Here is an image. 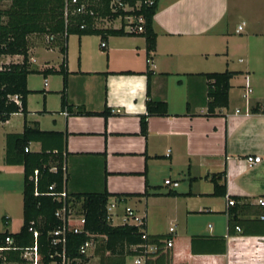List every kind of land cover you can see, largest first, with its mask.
Here are the masks:
<instances>
[{
  "label": "crops",
  "instance_id": "1",
  "mask_svg": "<svg viewBox=\"0 0 264 264\" xmlns=\"http://www.w3.org/2000/svg\"><path fill=\"white\" fill-rule=\"evenodd\" d=\"M156 6L149 54L139 34L67 38L64 107L63 76L41 73L58 70L61 53L44 41L35 57L30 42L29 63L38 73L27 77L26 115L0 122L2 222L8 230L7 203L19 192L22 206L23 188V167L4 162L5 137L22 133L27 122L62 134L49 149L61 151L67 195L106 191L108 204L124 196L109 223L123 219L128 207L144 220L147 239L164 238L160 247L125 246L118 257L103 252L104 237H91L86 254L71 264H264V207L257 204L264 199V113L250 112L264 108V0H156ZM118 21L95 27L117 30ZM22 60L0 56V66ZM223 72L235 73L227 106L209 114L205 74ZM148 103L165 104L166 113L148 115ZM28 149L37 153L41 144ZM250 156L261 162L249 166ZM222 172L224 195H215L211 176ZM167 179L178 186H165ZM230 219L237 223L232 234Z\"/></svg>",
  "mask_w": 264,
  "mask_h": 264
},
{
  "label": "trees",
  "instance_id": "2",
  "mask_svg": "<svg viewBox=\"0 0 264 264\" xmlns=\"http://www.w3.org/2000/svg\"><path fill=\"white\" fill-rule=\"evenodd\" d=\"M70 0H0V56H22L19 64L10 63L0 66V122H5L11 115L22 113L26 115L27 96L31 93L27 89V77L38 71L31 69L28 57L31 36L44 37L47 49L57 47L62 55V61L58 70H44L43 75L58 73L63 76V89L61 92V106L67 104L65 90L67 79L66 68V43L70 35H142L145 38L147 53L155 49L156 35L152 30L153 16L157 10L156 0H119L128 5L132 10L113 13L110 10L111 2L115 0H77L78 4L85 5V11L81 14L75 12L76 5L66 3ZM4 3H7L4 6ZM139 3L137 6L136 4ZM134 16L143 20L141 33H128L121 28L102 29L96 28L95 22L103 20L114 21L119 17ZM46 37H52V41H46ZM235 75L233 72L205 74L211 81L208 84V112L213 114L217 108H224L228 102L229 81ZM20 99L17 105L12 98ZM148 115H163L166 107L163 103H148ZM251 113H264L259 106L250 109ZM107 115V114H106ZM141 133L146 136V117L140 119ZM62 134L44 132L37 126H30L24 122L23 131L19 134H7L5 137L6 165H20L23 167L22 188V225L17 233L4 230L0 233V245L5 247V238L13 241L14 250H5L0 256V264H26L20 255L21 251L36 246L38 254L37 264H62L61 255L64 253L66 261L82 258L80 247L91 237L102 236L105 242L102 245L103 252L110 255L124 256V247L155 244L161 246L163 237L142 239L143 225L123 224L112 226L107 219V204L110 195L105 191L99 194L85 196H69L73 206L80 203V213L85 219L84 224L79 221H71L67 224L66 243L64 252L59 244H53L52 233L62 228V222L55 216L62 207L57 198L65 191L64 163L61 151L53 152L49 149L51 138H62ZM39 142L41 150L37 153L30 152L28 145ZM28 149V152H25ZM37 172L36 175L34 173ZM225 172L214 174L211 181L214 185L215 195H224L225 185H220ZM121 202L124 196H117ZM72 206V207H73ZM235 206V205H234ZM4 225L7 221L4 220ZM237 223L230 219L229 234ZM78 228L79 233H73ZM36 233V237L34 236ZM129 252H127L128 254ZM123 260H116L113 264H122Z\"/></svg>",
  "mask_w": 264,
  "mask_h": 264
},
{
  "label": "built area",
  "instance_id": "3",
  "mask_svg": "<svg viewBox=\"0 0 264 264\" xmlns=\"http://www.w3.org/2000/svg\"><path fill=\"white\" fill-rule=\"evenodd\" d=\"M152 0H149V4H152ZM76 5V10L75 12L81 14L85 11V5L84 4H78L77 0H70L66 3L65 5V10L68 8L69 5ZM122 10L123 12H128L130 10H132V8H130L128 5L121 3L119 0H115L113 2H111L110 4V10L115 13L117 11ZM118 20L124 24V30L128 33H141L143 31L142 29V24H143V20L141 18H136L134 16H124L119 17ZM109 22L108 20H103L102 22ZM242 29L241 26L238 27L237 32L240 31ZM53 38L52 37H46V41H52ZM102 47L105 46L104 43L101 44ZM148 63H150V60H147ZM248 92H250L248 90ZM12 100L17 104L20 105V99L16 96H14L12 98ZM238 113V111H237ZM25 152H28V149H25ZM246 162L248 163L249 166H253L256 165L258 163L261 162V158L258 156H250L247 157ZM37 172L34 173V175H36ZM164 185L165 186H172V187H177L178 183L177 182H172L171 180L167 179L164 181ZM58 202L61 203L62 207L60 209H58L55 213V216L57 218H59L62 222V228L60 230L54 231L52 233L53 236V244H59L62 248V251L64 252V248H65V243H66V234L68 232V228H67V224L68 222L73 219L72 215H73V208H72V204L73 202L69 200V198L67 197V193L65 191H63L59 197L57 198ZM119 201H114L111 204L107 205V219L110 220L112 217L111 214V210L115 209L117 207V205L119 204ZM235 204V202L233 200H229L228 201V206H233ZM257 204L261 207H264V199H259L257 201ZM79 222L81 224H84L85 219L84 217H79ZM261 219L264 220V215L261 216ZM123 222L125 224H129V225H135V226H142L143 225V219L139 218L137 216L134 215L133 211L131 208H126L125 212H124V216H123ZM236 230H239L238 227H236ZM81 230L78 228H74L73 229V233H79ZM170 232H173L172 229H170ZM34 236L36 237V233H34ZM147 236L145 233H143L142 235V239L146 240ZM12 239L10 237H6L5 238V247H2L0 245V256L2 254V252H4L5 250H14V248H12ZM92 245L91 241H87L85 242L79 250V253L81 255L86 254L88 248ZM167 246L171 247L172 246V242L170 240L167 241ZM21 258L23 260L26 261L27 264H37L38 262V254H37V248L36 246H34L33 248L30 249H25L21 251ZM62 258V264H69L68 261H66L64 253L61 255Z\"/></svg>",
  "mask_w": 264,
  "mask_h": 264
},
{
  "label": "rangeland",
  "instance_id": "4",
  "mask_svg": "<svg viewBox=\"0 0 264 264\" xmlns=\"http://www.w3.org/2000/svg\"><path fill=\"white\" fill-rule=\"evenodd\" d=\"M115 23V22H114ZM118 23H120L119 21L115 24V26H118ZM104 25L106 24L105 21L102 22V23H99ZM33 45H37V48L36 51L34 52V55L35 54H40L41 50H45V48L41 45L42 43H44V37H32L31 41H30ZM40 56V55H39ZM36 57V55H35ZM37 59V58H35ZM34 67V66H33ZM35 68V67H34ZM37 79H35L36 81ZM9 204L7 203V208H8V215L9 217L11 218L12 220V223L10 224V226H7V229L10 231V232H16L18 231L17 229H19L20 227V221L22 220V206H21V200H20V195H19V192L18 194H14L10 199H9ZM1 202V201H0ZM3 205L0 206V233L2 231H4V229H6V226L4 225V222H2V218L3 216L5 215L3 211V209H1ZM76 208L73 209V215L72 217L75 219L78 217L79 213H80V208L76 205L75 206ZM115 212L116 210H112V213L115 215ZM111 224L113 226H118V225H122L123 224V219L122 217L120 216H117V217H113L112 219V222ZM19 225V226H18Z\"/></svg>",
  "mask_w": 264,
  "mask_h": 264
}]
</instances>
